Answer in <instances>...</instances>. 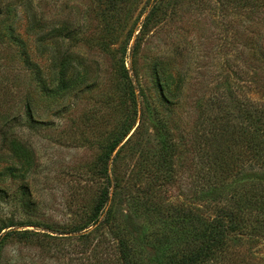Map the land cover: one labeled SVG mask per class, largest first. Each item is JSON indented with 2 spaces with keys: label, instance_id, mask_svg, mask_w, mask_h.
I'll list each match as a JSON object with an SVG mask.
<instances>
[{
  "label": "rangeland",
  "instance_id": "374dc122",
  "mask_svg": "<svg viewBox=\"0 0 264 264\" xmlns=\"http://www.w3.org/2000/svg\"><path fill=\"white\" fill-rule=\"evenodd\" d=\"M31 1L47 25L45 30L29 36L23 0H0V9H13L0 25V189L8 194L0 202V218L10 226L0 233V264H114L115 241L105 234L106 230L90 237L92 250L86 249L88 245L83 244L87 240L80 234L72 233L82 219H88L106 186L105 179L97 174L102 147L117 138L136 109L137 126L143 121L145 127L147 150L155 152L159 141L154 110L170 119L172 128L177 126L184 132L182 142L186 148L193 145L195 134L204 132L199 126L200 105L220 93L217 88L225 86L226 76L233 86L239 82L233 71L242 66L243 21L238 17L226 20L220 0H184L176 5L172 0L169 6L176 7L175 14L141 39L134 54L135 39L127 41L125 34L122 40H126L124 45L129 44L125 68L131 71L133 64L137 75H130L139 96L134 105L127 85L115 88L112 60L107 54L85 43L64 41L61 46L48 36L52 26L66 22L87 24L92 33H99L103 27L97 12L103 6L93 0ZM145 5L146 0H140L132 8L127 31L135 23L134 37ZM3 20L0 16V22ZM24 49L47 81L58 50L72 56L81 69L83 85L75 91L47 95L34 71L25 64ZM122 52L123 48L120 57ZM159 61L171 65L175 72L187 74L180 106L172 115L162 107L160 94L149 78L151 68ZM126 161L121 162L123 170L129 168ZM188 169L181 181L169 188L168 202H193L199 183L194 185L195 169ZM120 211L134 222H144V217H135L129 205ZM233 250L264 257L263 244L234 242ZM147 254L152 255L151 251Z\"/></svg>",
  "mask_w": 264,
  "mask_h": 264
},
{
  "label": "trees",
  "instance_id": "16d2710c",
  "mask_svg": "<svg viewBox=\"0 0 264 264\" xmlns=\"http://www.w3.org/2000/svg\"><path fill=\"white\" fill-rule=\"evenodd\" d=\"M25 1L22 5L26 34L31 36L45 30L47 23L32 1ZM93 1L103 6L97 12L103 30L92 33L87 24L66 22L52 26L48 36L61 46L64 41L85 43L107 54L112 60L115 88L127 85L130 100L136 105L139 96L130 75L131 72L136 78L137 75L133 64L131 71L125 68L129 44L124 42L135 39L134 54L141 46V39L175 14L176 7L170 8L172 0H146L134 37L135 23L129 31L127 28L133 18L132 8L140 0ZM173 1L176 5L184 0ZM220 2L226 20L238 17L243 21L242 66L233 71L239 82L233 86L226 76L225 86L217 88L220 93L200 105L201 125L198 124L204 132L195 134V142L189 146L191 155L182 142L184 132L177 126L172 128L170 119L156 110L154 122L159 141L155 152L145 148V127L143 121L137 126V109L134 117L123 125V133L119 132L115 140L102 147L97 174L105 179L106 186L88 219H82L72 233L80 234V238L87 240L83 245L92 250L90 237L106 230L105 234L115 241L114 264H264V257L256 256L257 253L241 254L233 250L234 242L264 245V0ZM12 11L8 6L0 9V16L5 19L1 26ZM8 29L13 32L12 28ZM22 55L47 95L75 91L83 85L81 69L62 50L52 59L48 81L25 49ZM151 70L149 78L160 94L162 107H167L172 115L180 106L187 74L175 72L162 61ZM140 97H145L142 91ZM145 100L148 105L146 97ZM28 112H31L29 107ZM123 161L129 168L121 169ZM186 169H195L194 185L199 183L193 202H168L169 188L181 181ZM6 197L7 192L0 189V202ZM126 205L135 217H144V222L124 216L120 208ZM44 227L53 231L49 226ZM7 228L10 226L0 218V233Z\"/></svg>",
  "mask_w": 264,
  "mask_h": 264
}]
</instances>
